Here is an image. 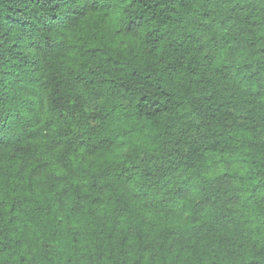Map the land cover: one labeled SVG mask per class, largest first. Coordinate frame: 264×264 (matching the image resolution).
I'll return each mask as SVG.
<instances>
[{
  "label": "trees",
  "instance_id": "trees-1",
  "mask_svg": "<svg viewBox=\"0 0 264 264\" xmlns=\"http://www.w3.org/2000/svg\"><path fill=\"white\" fill-rule=\"evenodd\" d=\"M0 0V264H264V0Z\"/></svg>",
  "mask_w": 264,
  "mask_h": 264
},
{
  "label": "snow or ice",
  "instance_id": "snow-or-ice-1",
  "mask_svg": "<svg viewBox=\"0 0 264 264\" xmlns=\"http://www.w3.org/2000/svg\"><path fill=\"white\" fill-rule=\"evenodd\" d=\"M87 6H88L87 0H84V7H85V9L87 8Z\"/></svg>",
  "mask_w": 264,
  "mask_h": 264
}]
</instances>
